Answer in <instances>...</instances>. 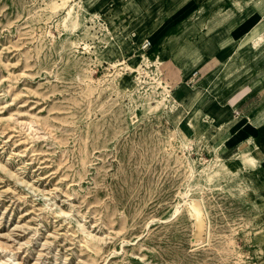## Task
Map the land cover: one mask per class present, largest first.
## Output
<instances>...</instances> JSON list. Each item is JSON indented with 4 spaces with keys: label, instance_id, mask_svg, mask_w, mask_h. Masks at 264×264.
<instances>
[{
    "label": "rangeland",
    "instance_id": "obj_1",
    "mask_svg": "<svg viewBox=\"0 0 264 264\" xmlns=\"http://www.w3.org/2000/svg\"><path fill=\"white\" fill-rule=\"evenodd\" d=\"M106 1L0 0V264H264L257 144L223 152L234 121L190 132L178 102L212 100L178 97L172 35L142 49L170 0L139 24ZM238 60L217 63L215 92Z\"/></svg>",
    "mask_w": 264,
    "mask_h": 264
},
{
    "label": "crops",
    "instance_id": "obj_2",
    "mask_svg": "<svg viewBox=\"0 0 264 264\" xmlns=\"http://www.w3.org/2000/svg\"><path fill=\"white\" fill-rule=\"evenodd\" d=\"M161 1L149 0L148 6V0H107L97 12L106 18L124 19V24L145 23L146 10L153 8V5L157 8ZM260 7L262 5L256 0H170L169 6L166 4L162 9L155 10V15L163 12L152 21L156 27L150 34L149 50L166 43L169 34L177 40V44L172 46L176 50L174 57L177 62L169 57L164 69L168 68L169 81L175 91H180L178 97H186L181 94L185 87L189 89L188 96L191 94L190 88H198L196 98L200 94V99L212 100L209 101L208 110L198 109L193 113L195 101L175 100L184 110L187 120L193 121L189 125L190 132L196 126V131L203 126L206 132L209 120L216 125L222 121H234L232 136H228L232 139L226 138L227 145L223 152L234 150L242 144L246 147L250 143L249 138H252L257 144L252 152L261 159L264 174V15L258 12ZM169 9L170 12L164 13ZM215 9H218L217 13H213ZM198 24H201L198 32H190ZM259 25L261 27L255 29ZM244 38L247 41L241 45ZM190 47H194L195 52L188 54L186 50L192 51ZM231 57L239 60L230 67L228 74L220 77L216 86L218 92H215L211 85L213 77L220 73V69L215 73L217 63L227 62ZM256 58L259 59L256 61ZM210 64L214 68L207 75L206 85L200 87L197 82L188 86L191 76L201 66ZM209 85L212 96L206 89ZM201 88L206 89L203 95ZM201 111L204 114L202 117ZM227 127L231 129V125Z\"/></svg>",
    "mask_w": 264,
    "mask_h": 264
},
{
    "label": "bare ground",
    "instance_id": "obj_3",
    "mask_svg": "<svg viewBox=\"0 0 264 264\" xmlns=\"http://www.w3.org/2000/svg\"><path fill=\"white\" fill-rule=\"evenodd\" d=\"M77 22H79V20L77 21ZM146 40H149V39H146ZM150 41V40H149ZM145 62H146V64L147 65H150L149 63H152L153 61L147 56V55H145ZM166 91H167V97H170V90L168 89V85H167V83H166ZM178 106H180V105H178ZM178 106H176V107H178ZM184 125L185 126H187L188 125V123L187 122H185L184 123ZM181 129V128H180ZM183 132V131H182ZM244 149H242V151H243ZM247 159H248V161H250V162H252V163H254V162H256V155L252 152V153H248L247 154Z\"/></svg>",
    "mask_w": 264,
    "mask_h": 264
},
{
    "label": "built area",
    "instance_id": "obj_4",
    "mask_svg": "<svg viewBox=\"0 0 264 264\" xmlns=\"http://www.w3.org/2000/svg\"><path fill=\"white\" fill-rule=\"evenodd\" d=\"M150 46H151V43H150L149 40H145V41L142 43V49H148Z\"/></svg>",
    "mask_w": 264,
    "mask_h": 264
}]
</instances>
